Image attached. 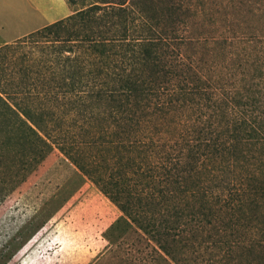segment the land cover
I'll return each mask as SVG.
<instances>
[{"label": "trees", "instance_id": "1", "mask_svg": "<svg viewBox=\"0 0 264 264\" xmlns=\"http://www.w3.org/2000/svg\"><path fill=\"white\" fill-rule=\"evenodd\" d=\"M66 2L0 94L175 264H264V0Z\"/></svg>", "mask_w": 264, "mask_h": 264}, {"label": "rangeland", "instance_id": "2", "mask_svg": "<svg viewBox=\"0 0 264 264\" xmlns=\"http://www.w3.org/2000/svg\"><path fill=\"white\" fill-rule=\"evenodd\" d=\"M73 11L51 0L50 21ZM121 216L0 94V264H175Z\"/></svg>", "mask_w": 264, "mask_h": 264}, {"label": "crops", "instance_id": "3", "mask_svg": "<svg viewBox=\"0 0 264 264\" xmlns=\"http://www.w3.org/2000/svg\"><path fill=\"white\" fill-rule=\"evenodd\" d=\"M51 0H0V48L48 26Z\"/></svg>", "mask_w": 264, "mask_h": 264}]
</instances>
